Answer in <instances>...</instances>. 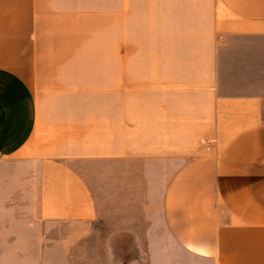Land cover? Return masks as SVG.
<instances>
[{
  "label": "crops",
  "instance_id": "1",
  "mask_svg": "<svg viewBox=\"0 0 264 264\" xmlns=\"http://www.w3.org/2000/svg\"><path fill=\"white\" fill-rule=\"evenodd\" d=\"M100 159L163 184L154 264H264V0H0V264L62 263Z\"/></svg>",
  "mask_w": 264,
  "mask_h": 264
},
{
  "label": "rangeland",
  "instance_id": "2",
  "mask_svg": "<svg viewBox=\"0 0 264 264\" xmlns=\"http://www.w3.org/2000/svg\"><path fill=\"white\" fill-rule=\"evenodd\" d=\"M95 196L89 222H64L70 246L61 264H154L167 256L163 184L146 181L149 169L126 161L93 160L81 166ZM159 170V175H160ZM152 186V188H151ZM157 187V191H156Z\"/></svg>",
  "mask_w": 264,
  "mask_h": 264
}]
</instances>
